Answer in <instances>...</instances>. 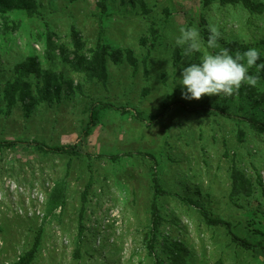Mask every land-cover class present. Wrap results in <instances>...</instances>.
<instances>
[{"label": "rangeland", "instance_id": "obj_1", "mask_svg": "<svg viewBox=\"0 0 264 264\" xmlns=\"http://www.w3.org/2000/svg\"><path fill=\"white\" fill-rule=\"evenodd\" d=\"M37 4L32 15L0 13V140L18 141L0 148V264L27 251L39 228L31 264H264V131L246 120L264 118L253 101L264 85L245 100L238 91L186 100L179 84L182 67L220 50L207 48L209 25L220 30V47L236 43L231 55L255 48L264 63V12L220 0ZM72 27L81 53L98 42L120 50L117 62L107 56L104 82L61 57L58 46L73 49ZM181 27L200 33L191 60L175 44ZM29 56L67 83L58 102L6 99L15 66ZM24 79L34 91L40 84ZM93 106L98 119L85 133ZM36 141L74 153L40 151ZM234 170L245 181L237 189ZM153 176L165 193L150 242ZM230 231L259 246H238Z\"/></svg>", "mask_w": 264, "mask_h": 264}, {"label": "trees", "instance_id": "obj_2", "mask_svg": "<svg viewBox=\"0 0 264 264\" xmlns=\"http://www.w3.org/2000/svg\"><path fill=\"white\" fill-rule=\"evenodd\" d=\"M222 4H235V3H242L246 8H248L251 12L256 13H262L264 12V4L261 2L254 3L251 0H220ZM37 0H0V13H5L10 10H24L29 15L35 14L37 9ZM71 40L73 43V49L68 50L64 45L58 46L59 53L61 57L64 59L66 63H68L71 67L76 69L77 71L84 72L89 78L96 77L103 82L106 80L107 77V70H106V60L107 56H110V58L117 62L119 57L121 56L120 50H114L111 52L107 51V46L102 44L101 42L97 43L96 50L92 52V54L87 55L84 53H81V50L83 49V43L81 40V37L79 35V32L76 31L73 27L71 28ZM236 43L232 42L228 47L230 51H232L236 47ZM128 58L131 59L130 54H128ZM262 59H259L257 63L261 62ZM252 75L257 74L256 70L250 69ZM15 72L16 76L14 80L10 83H8L5 93H6V99L9 100L10 103L15 101V98L18 97L19 100L22 101L24 106H30L32 104H35L39 101H46L48 103H51L53 101L58 102L61 98V92L63 90V87L65 84H67L63 79L61 74L51 72L49 70L41 68L38 60L36 57L29 56L27 57L23 62L17 64L15 66ZM34 75V77L39 81V85H37L35 91L31 89L30 83L25 80L24 78ZM259 77H261L258 83H261L264 85V70H261L258 73ZM70 84V83H68ZM238 93L240 94L241 99H246L247 95L248 97H251V94L253 92L250 89V86L247 84H244L241 86V88L238 90ZM246 93V94H245ZM253 101L255 102V105H261L263 107L264 111V96L260 98H254ZM96 107V108H94ZM224 115H226L228 118H232L233 115L230 112L224 111ZM98 119V110L97 106H93L90 112L89 122L87 123L84 132H89V128L94 125L97 122ZM246 120L248 121L250 127L259 130L264 131V118L260 119L255 116H248L246 117ZM18 141L16 140H0V148H10L14 147L17 144ZM36 148L40 151H51V152H59V153H67L72 154L74 153V149L71 146L67 145H60V146H48L42 142H34ZM232 179L234 183V188L237 189L239 186H243L245 181L244 178H242V175L240 172L234 170L232 172ZM152 187H153V197L152 202L150 205V235H149V241L151 242L153 239V235L156 232L158 220H159V214H158V206H157V197L160 195H163L165 193V190L162 188L159 180L157 177L153 176L152 180ZM86 191L83 193V198H85ZM56 204L59 203L60 206H63L64 200L61 198L59 202H56ZM83 208H81V215H82ZM206 221L210 224L219 223V221L210 219L206 217ZM40 233L41 228L37 231V234L34 238V241L31 245V247L20 254L18 258L11 262L10 264H31L34 260L35 253L37 246L39 245L40 240ZM230 238L233 242H235L238 246L247 249V250H253L259 244L252 243L248 241L246 238L239 237L233 232H229ZM149 242V243H150ZM149 248H152L151 243L149 244Z\"/></svg>", "mask_w": 264, "mask_h": 264}, {"label": "clouds", "instance_id": "obj_3", "mask_svg": "<svg viewBox=\"0 0 264 264\" xmlns=\"http://www.w3.org/2000/svg\"><path fill=\"white\" fill-rule=\"evenodd\" d=\"M179 33L175 44L182 47V55L191 60L202 49L199 30L181 27ZM208 33L207 48L220 50L214 54H204L198 63L192 62L182 67L179 82L182 98L200 100L203 96L230 97L244 84L257 86L260 80L258 73L264 70V63H257L259 51L249 48L233 56L229 49L220 47L218 41L222 38L221 32L215 25L208 26ZM251 68H255L257 74L250 75Z\"/></svg>", "mask_w": 264, "mask_h": 264}]
</instances>
